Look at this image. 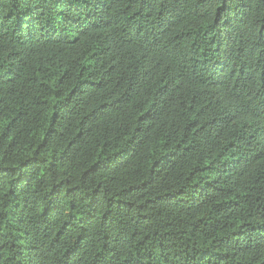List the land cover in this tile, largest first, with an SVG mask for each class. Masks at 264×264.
I'll list each match as a JSON object with an SVG mask.
<instances>
[{"label":"trees","instance_id":"obj_1","mask_svg":"<svg viewBox=\"0 0 264 264\" xmlns=\"http://www.w3.org/2000/svg\"><path fill=\"white\" fill-rule=\"evenodd\" d=\"M0 264H264V0H0Z\"/></svg>","mask_w":264,"mask_h":264}]
</instances>
